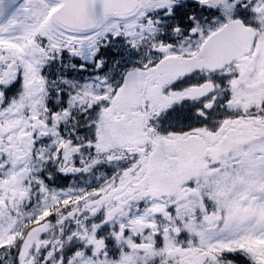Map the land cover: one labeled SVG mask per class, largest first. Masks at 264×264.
<instances>
[{
  "label": "snow or ice",
  "instance_id": "1",
  "mask_svg": "<svg viewBox=\"0 0 264 264\" xmlns=\"http://www.w3.org/2000/svg\"><path fill=\"white\" fill-rule=\"evenodd\" d=\"M0 264H264V0H0Z\"/></svg>",
  "mask_w": 264,
  "mask_h": 264
}]
</instances>
